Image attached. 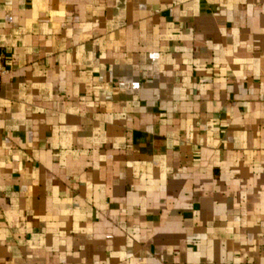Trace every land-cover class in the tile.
<instances>
[{
    "label": "crops",
    "instance_id": "crops-1",
    "mask_svg": "<svg viewBox=\"0 0 264 264\" xmlns=\"http://www.w3.org/2000/svg\"><path fill=\"white\" fill-rule=\"evenodd\" d=\"M0 264H264V0H0Z\"/></svg>",
    "mask_w": 264,
    "mask_h": 264
},
{
    "label": "built area",
    "instance_id": "built-area-1",
    "mask_svg": "<svg viewBox=\"0 0 264 264\" xmlns=\"http://www.w3.org/2000/svg\"><path fill=\"white\" fill-rule=\"evenodd\" d=\"M8 64H9V59L0 50V91H1L2 77L6 73V66Z\"/></svg>",
    "mask_w": 264,
    "mask_h": 264
}]
</instances>
